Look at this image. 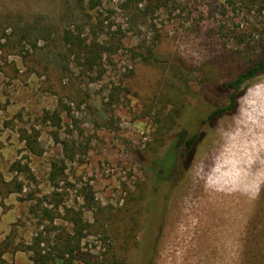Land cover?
<instances>
[{"label": "rangeland", "instance_id": "obj_1", "mask_svg": "<svg viewBox=\"0 0 264 264\" xmlns=\"http://www.w3.org/2000/svg\"><path fill=\"white\" fill-rule=\"evenodd\" d=\"M88 2L0 0L4 259L31 262L22 243L48 222L36 225L29 207L54 189L55 232L71 216L94 224L75 264H140L147 247L148 264H264V75L241 90L235 110L207 118L228 104L223 83L264 58V0H153L158 8L135 24L141 4ZM76 26L87 43L99 36L106 45L93 63L65 43ZM181 131L200 136L184 154L179 146L167 188L155 193ZM53 163L64 166L56 188ZM15 177L21 193L1 182ZM151 205L162 206L161 218L150 220Z\"/></svg>", "mask_w": 264, "mask_h": 264}, {"label": "trees", "instance_id": "obj_2", "mask_svg": "<svg viewBox=\"0 0 264 264\" xmlns=\"http://www.w3.org/2000/svg\"><path fill=\"white\" fill-rule=\"evenodd\" d=\"M94 0H89V9L93 8L92 2ZM128 3L125 4V8H129L133 2H135V5L138 6L141 4V7L136 8V11H133L130 15V21L132 24H135L136 20L138 19L141 13L144 12H153L154 9L158 8V4L161 2L160 5L167 6V2L160 1L158 4L154 5L153 0L151 3H147L146 0H126ZM149 1V0H148ZM151 1V0H150ZM228 4H232L235 6L236 0H226ZM77 5L79 7L85 9V0H76ZM154 6V7H153ZM260 12L262 11V7L258 9ZM228 11V9H227ZM77 30V31H76ZM82 30H80V27L76 26L75 29H66L64 31V40L65 43L70 45L72 48L76 49L78 52V55L82 54L84 56V59L89 63H93L97 58H101V52L106 50V45H104L103 41H100L99 36H95V40H91L89 43L86 42V39L81 36ZM106 36V39H110L108 34H104ZM248 48V45L244 47V50ZM149 54L148 55H142L140 53H136L135 51H132L134 54H139L144 58H152L153 54L151 52V48H148ZM260 75H264V58H260L257 60H251L248 62L244 67H242L236 75L228 79L223 83L221 86V89L223 91H226L228 93V104L227 105H220L218 107H215L207 116L208 119H213L221 116L222 114L232 112L235 110L237 106V99L240 95L241 90L253 79L257 78ZM53 116L59 120V115L56 113H53ZM186 131H181L176 135V139L174 143L171 145L170 148L165 152L164 155H167L170 151L168 158L169 160V169H160L157 170L156 173V180L157 185L159 187L156 189V192L160 190L162 194L164 193L165 189L167 188L166 182L171 177L170 175L174 171V166L176 163V153L179 148V146L184 141V150L181 151V154H184V151L190 150L193 148L197 138L200 136V134L196 131L193 132L190 136L187 138ZM186 138V139H185ZM66 144V143H64ZM25 146L29 148L30 150H34V143L31 138L25 137ZM162 159V158H161ZM161 162V161H160ZM162 164V163H161ZM13 168H15L16 172H24L28 173V170L26 165H21L20 161H15L13 163ZM27 168V169H26ZM64 166L63 164L57 165L56 163H53L52 169L49 172V181L52 184L53 188H56L58 185V180L56 179L63 175L64 173ZM165 172V173H163ZM168 173V174H167ZM3 182L7 192L12 193H21L23 191V184L22 182L17 178H13L8 182ZM154 193V194H155ZM29 198L34 200L33 194L29 193L27 194ZM154 196V195H153ZM163 196V195H162ZM45 199L38 198L36 201H33L30 204L29 212L33 215L34 218L37 219L36 225L39 226V224L43 222H48V225H44L42 228L38 229L35 234L32 236L29 243H22L24 250L29 252V258L30 263L29 264H75L76 258L78 253L80 252V243L82 241V232L85 229H91L93 227V223H89L88 221H83L81 219L77 220L75 217L71 216L66 218V222L69 224V229H64V231H58L55 232V226L53 225L54 219L56 218L55 214H57V211L59 210L60 202H61V195L57 190H52L49 195L44 197ZM83 200L85 203H91L95 204L94 197L92 195H89L87 192H85L82 195ZM164 199V198H163ZM162 199V203H164V200ZM166 201V200H165ZM98 208V207H97ZM161 208L160 205L158 208L154 207V210L152 209V205L150 207V211L152 212L150 220L159 219L161 214ZM68 213L70 211V208L65 209ZM144 226V223H142ZM51 227L49 229L48 227ZM52 233V235H51ZM149 236L147 235V239ZM7 246V245H5ZM149 250L150 248L147 247L145 252L140 255V264H148L149 261ZM5 253L4 247L0 245V264H11L7 260L4 259L3 254Z\"/></svg>", "mask_w": 264, "mask_h": 264}, {"label": "flooded vegetation", "instance_id": "obj_3", "mask_svg": "<svg viewBox=\"0 0 264 264\" xmlns=\"http://www.w3.org/2000/svg\"><path fill=\"white\" fill-rule=\"evenodd\" d=\"M156 189H157V188H156ZM167 199H168V197L166 196L165 200H167ZM165 200H164V201H165ZM148 236H149V235H148ZM149 238H150V237H149ZM145 250H146V249H145Z\"/></svg>", "mask_w": 264, "mask_h": 264}]
</instances>
